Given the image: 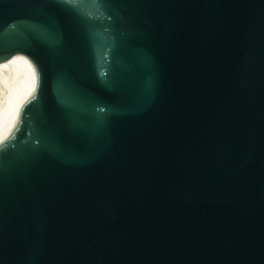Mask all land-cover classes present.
<instances>
[{
  "label": "water",
  "instance_id": "water-1",
  "mask_svg": "<svg viewBox=\"0 0 264 264\" xmlns=\"http://www.w3.org/2000/svg\"><path fill=\"white\" fill-rule=\"evenodd\" d=\"M0 264H264V0H0Z\"/></svg>",
  "mask_w": 264,
  "mask_h": 264
},
{
  "label": "bare ground",
  "instance_id": "bare-ground-1",
  "mask_svg": "<svg viewBox=\"0 0 264 264\" xmlns=\"http://www.w3.org/2000/svg\"><path fill=\"white\" fill-rule=\"evenodd\" d=\"M37 71L32 57L27 52H20L7 60H0V88L19 81L25 74Z\"/></svg>",
  "mask_w": 264,
  "mask_h": 264
}]
</instances>
